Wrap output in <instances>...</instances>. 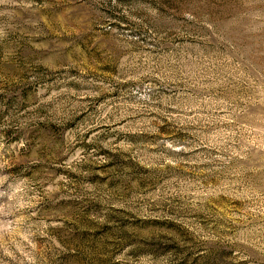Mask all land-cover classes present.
I'll return each instance as SVG.
<instances>
[{
  "label": "rangeland",
  "instance_id": "rangeland-1",
  "mask_svg": "<svg viewBox=\"0 0 264 264\" xmlns=\"http://www.w3.org/2000/svg\"><path fill=\"white\" fill-rule=\"evenodd\" d=\"M0 264H264V0H0Z\"/></svg>",
  "mask_w": 264,
  "mask_h": 264
}]
</instances>
